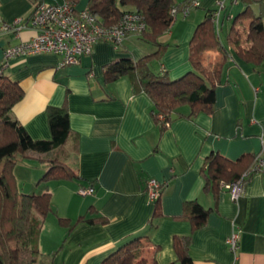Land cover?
<instances>
[{"label": "crops", "instance_id": "1", "mask_svg": "<svg viewBox=\"0 0 264 264\" xmlns=\"http://www.w3.org/2000/svg\"><path fill=\"white\" fill-rule=\"evenodd\" d=\"M75 1L77 9L92 2ZM142 1L157 14L165 13L172 3ZM184 1L173 0V8ZM219 1L191 0L187 12L177 8L174 22L158 37L166 49L161 62L153 64L154 71L168 68V78L175 79L192 68L189 54L194 31ZM34 2L0 0V21L20 20L12 28L0 29V66L5 62L2 71L24 90L11 114L33 137L49 138L47 108L66 104L71 142L76 143L67 162L80 175L77 179L48 180L44 187L52 191L53 205L40 234L46 264H100L135 237H140L143 256L168 264L177 260L176 235L191 236L193 264H264V175L252 171L244 191L234 199L228 188H214L203 169L212 152L241 162L244 169L252 164L253 156L264 154V57L253 63L234 51L223 70V81L216 86L212 109L191 114L190 105L184 103L179 107L181 113L162 131L152 116L150 96L145 91L135 93L127 74L110 79L106 73V65L121 53L139 58L156 48L141 35H129L118 46L97 40L79 62L65 65L60 64L62 56L54 52L5 57L7 48L37 32L28 22ZM235 4L225 0L221 10L222 39L242 8L235 9ZM117 6L120 10L136 8L121 0ZM97 17L103 20L102 14ZM250 25L249 19L237 22L244 39ZM217 54L208 50L207 60ZM25 161L31 173L35 167L46 170L44 162ZM16 175L19 180L20 173ZM34 176L23 180L35 181ZM151 177L164 183L157 210L146 188ZM90 184L94 193L77 192L80 185ZM188 200H196L208 210L196 228L195 219L185 214ZM58 216L72 222L80 216L97 219L78 221L68 232ZM233 234L237 236L235 249L228 242ZM176 264L183 263L177 260Z\"/></svg>", "mask_w": 264, "mask_h": 264}, {"label": "trees", "instance_id": "2", "mask_svg": "<svg viewBox=\"0 0 264 264\" xmlns=\"http://www.w3.org/2000/svg\"><path fill=\"white\" fill-rule=\"evenodd\" d=\"M65 1H70L75 11L81 10L75 7V0H64L58 3ZM121 1L124 4L132 3L136 5V8L120 10L117 0H92L87 8L91 9L96 16L99 13L102 14V21L105 23L115 22L124 11L143 12L147 26L135 35H141L146 41L155 44L156 48L139 58L121 53L106 65V73L110 79L127 74L135 93L145 91L150 96L153 101L152 116L160 122L162 131L176 114L181 113L179 107L184 103L190 105L191 114L212 109L216 98V86L223 81V70L231 61L234 51L253 63H259L264 57V0H231L234 3L243 2L244 7L237 12L225 38L222 39L220 35L221 24L217 27L213 21V13L217 8L208 10L206 18L198 23L193 34L189 54L192 68L184 75L170 80L168 68L162 67L161 70L154 71L152 63L153 60L161 62L165 52L166 43L160 41L158 37L174 22L175 13L171 11L173 0L167 11L159 14L149 9L147 1ZM148 1L159 3L162 0ZM44 2L53 1L35 0L28 22L39 4ZM191 5V0H186L175 7L186 9ZM103 8L105 11H102ZM244 19L251 21L245 39L237 26V22ZM243 41L247 44L244 45ZM211 49L218 51V54L207 60L206 53ZM91 51L92 47L84 54ZM4 65L5 62L0 66V162H3L0 171V264H37L42 255L40 234L44 217L53 211L52 191L49 188L41 193L21 191L14 166L18 157L21 156L46 164V170L41 177L43 180L77 179L80 175L67 162V157L76 150V143L71 142L69 112L66 104L50 105L47 108L51 130L49 138L33 137L25 126L12 116V108L23 97L24 90L17 80L10 78L2 71ZM253 157L255 159L256 155ZM253 163L254 161L244 169L241 162L212 152L208 155L203 169L209 183L216 188L224 187L223 182L242 176L249 180ZM160 183L163 189L164 183L161 181ZM160 198L161 196L155 200L156 210ZM184 210L186 215L195 219L194 228L200 224L208 212L196 200L186 201ZM96 219L80 216L78 221L93 222ZM58 220L68 227V232L78 222H72L63 216H58ZM190 242V235H176L174 238L177 260L183 264H193L190 260ZM177 260L168 264H176ZM100 264L159 263L156 257L150 260L142 255V242L140 237H135L105 256Z\"/></svg>", "mask_w": 264, "mask_h": 264}, {"label": "built area", "instance_id": "3", "mask_svg": "<svg viewBox=\"0 0 264 264\" xmlns=\"http://www.w3.org/2000/svg\"><path fill=\"white\" fill-rule=\"evenodd\" d=\"M225 6V0H220L213 13V21L220 25V13ZM177 8L172 9L176 13ZM185 12L188 11L186 8ZM19 19L13 22L0 21V29L5 30L16 26ZM29 24L37 29L35 35L5 50V57L18 53L54 52L62 55L60 64L76 63L79 57L91 50L92 44L98 39L120 44L123 39L131 34L139 33L147 26L146 16L143 12L124 11L115 22L105 23L92 13L89 8L75 11L70 1L62 3H40L29 20ZM252 171L264 175V154L257 153L252 166ZM247 180L244 176L235 178L222 185L228 188L234 199L244 191ZM93 185H80L77 192L81 195L92 194ZM147 191L151 200L155 201L162 194L161 183L157 178L147 180ZM232 248L237 247V236L233 234L228 238Z\"/></svg>", "mask_w": 264, "mask_h": 264}, {"label": "rangeland", "instance_id": "4", "mask_svg": "<svg viewBox=\"0 0 264 264\" xmlns=\"http://www.w3.org/2000/svg\"><path fill=\"white\" fill-rule=\"evenodd\" d=\"M243 4H244L243 2H239V3H236L234 7H235V9L238 8V7H241V6L244 7ZM131 35H133V34H131ZM145 46H147V45H145ZM150 48H152V47H150ZM147 49H148V47H147ZM156 61L157 60H153L152 66H153V64L154 65L156 64ZM169 79L172 80L170 77H169ZM27 159L28 158H23V157L20 156V157H18V159H17V161L15 163L14 171L17 170V172L20 173V179L19 180H18V175H16L17 180H18V185H19V187H21L20 188L21 191L41 193V192L45 191L44 187H46L47 183H48V180L41 179V177H42V175L44 173L43 170L38 169V168L35 167V169H34L35 172H33L34 175H35L34 176L35 181L31 180V182H30V180H29V181L25 182V180H23V178H28L29 179L33 175V173H31L30 170L26 169V168H30L28 165L25 164V162H26L25 160H27ZM31 160H33V159H31ZM2 165H3V162H0V171H1ZM44 257H45L44 255H41L40 259L37 262V264H46L45 259H43Z\"/></svg>", "mask_w": 264, "mask_h": 264}]
</instances>
